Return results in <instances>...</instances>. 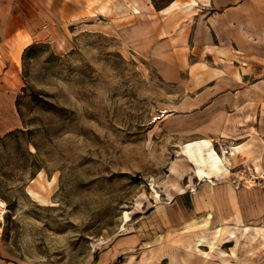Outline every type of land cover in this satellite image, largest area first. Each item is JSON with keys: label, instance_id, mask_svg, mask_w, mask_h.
Instances as JSON below:
<instances>
[{"label": "rangeland", "instance_id": "374dc122", "mask_svg": "<svg viewBox=\"0 0 264 264\" xmlns=\"http://www.w3.org/2000/svg\"><path fill=\"white\" fill-rule=\"evenodd\" d=\"M95 1L86 0L89 18L65 14L61 23L35 20L32 29L0 35V258L264 264V216L217 221L195 208L192 193L203 177L264 188V52L245 55L230 44L232 54L206 56V46L186 45L189 60L213 67H184L167 78L138 45L130 10L139 5L117 11L103 2L102 16L89 8ZM203 5L174 0L166 7L175 37L193 43ZM223 60L244 78L219 88ZM250 86L257 87V104L236 100L251 111L236 129L201 130L207 108L231 101L218 100V92L239 95ZM205 138L219 151L226 146L231 168H211L212 146L198 147ZM192 219L198 226H185Z\"/></svg>", "mask_w": 264, "mask_h": 264}, {"label": "crops", "instance_id": "0c3cea01", "mask_svg": "<svg viewBox=\"0 0 264 264\" xmlns=\"http://www.w3.org/2000/svg\"><path fill=\"white\" fill-rule=\"evenodd\" d=\"M173 1L96 0L91 2L89 8L96 7V11L93 12L105 16V12L98 10L99 5L103 2H107L109 5L115 3L117 11H124L119 7L120 5L131 3L139 5L138 11L130 10L131 19L136 21L133 30L136 31L138 45L155 58V65L162 68V72L167 78H175L180 69L184 67L189 68L190 71L200 67H213L205 60H189L186 55L188 47L186 45L206 46V56H209V52L212 50L227 52L230 55L233 53L230 44L238 45L240 47L238 51L245 55H250L252 51H258L260 54L264 52V0H203L204 5L201 11L197 12L199 15L196 16L198 22L194 26L192 44L189 36L186 37V40L184 34L175 37L170 22L174 18L164 15L171 13L166 11V7ZM86 10V0H0V35L12 34L24 28L32 29L35 20L47 23L57 20L61 23L65 14H69L71 19L89 18ZM74 12H78L79 16L71 17ZM258 35L261 36L260 42H257L255 38ZM258 44L261 45V48H258ZM236 60L237 58H234L230 62L235 63ZM244 61L246 63L243 64L249 62ZM230 62L219 61L221 64L218 74L220 79L216 81L219 88L233 85L244 78H242L241 70L238 75L237 71L233 67L231 68ZM250 62L255 66L262 63L259 59H251ZM225 67L230 68L226 70ZM251 72L252 69L245 71V77H250ZM205 74L212 76L213 72L208 69ZM212 78L207 80L210 81ZM246 90L239 95L231 94L229 89L218 92L216 97L218 100L231 101L221 103L220 108L216 110L207 108L208 118L207 121H203L201 130L213 133L212 131L216 130L229 132L236 129L237 123L240 122L239 117L251 114L250 110L239 106L241 100L237 104L236 100L245 97V100L248 99L250 104H257V87L250 86ZM205 139L199 143L201 147L209 146L205 144ZM212 169L221 173L215 168ZM211 181L207 177H203L199 186H193L194 205L196 209L201 210V213H210L212 218L217 221L231 222H249L264 216V188L258 186L235 187L228 179L221 177L216 178L214 182ZM194 220L187 221L185 226ZM0 264H5L2 258H0Z\"/></svg>", "mask_w": 264, "mask_h": 264}, {"label": "bare ground", "instance_id": "6f19581e", "mask_svg": "<svg viewBox=\"0 0 264 264\" xmlns=\"http://www.w3.org/2000/svg\"><path fill=\"white\" fill-rule=\"evenodd\" d=\"M167 111V110H166ZM166 114V112H165ZM205 144L209 145V146H212L213 144V141L212 139H205L204 140ZM189 146V145H187ZM199 149H201V146L198 145ZM212 153L211 156H212V160H213V167L211 168H215L217 171H224L225 170V167H227L228 169L231 168L232 166V160H231V157L228 153V150L226 148V146H223L222 147V150L219 151L217 149H215V147L212 146ZM189 224H194L196 226H198V222L196 220H194L193 222H190Z\"/></svg>", "mask_w": 264, "mask_h": 264}]
</instances>
